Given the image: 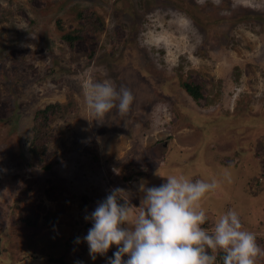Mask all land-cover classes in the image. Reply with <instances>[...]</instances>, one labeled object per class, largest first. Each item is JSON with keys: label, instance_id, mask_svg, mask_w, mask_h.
Wrapping results in <instances>:
<instances>
[{"label": "rangeland", "instance_id": "374dc122", "mask_svg": "<svg viewBox=\"0 0 264 264\" xmlns=\"http://www.w3.org/2000/svg\"><path fill=\"white\" fill-rule=\"evenodd\" d=\"M105 79L135 100L98 122ZM180 174L220 182L203 227L234 209L264 247V0H0V264H107L84 217Z\"/></svg>", "mask_w": 264, "mask_h": 264}, {"label": "clouds", "instance_id": "9594fccd", "mask_svg": "<svg viewBox=\"0 0 264 264\" xmlns=\"http://www.w3.org/2000/svg\"><path fill=\"white\" fill-rule=\"evenodd\" d=\"M134 100L131 89L118 90L108 79L86 85V106L98 122L113 109L127 114ZM225 176L230 180V174ZM164 178L160 186L140 185L138 207L121 196L124 189L115 187L84 217L92 223L83 237L92 260L113 246L117 250L107 264H217V253H223L222 264H258L264 259V247L244 228L236 210L221 214L211 231L203 227L208 221L203 202L220 187L219 181L183 174Z\"/></svg>", "mask_w": 264, "mask_h": 264}, {"label": "trees", "instance_id": "16d2710c", "mask_svg": "<svg viewBox=\"0 0 264 264\" xmlns=\"http://www.w3.org/2000/svg\"><path fill=\"white\" fill-rule=\"evenodd\" d=\"M80 36L81 35H79V34L74 35L73 32H68L67 34L64 35L65 39L69 42V44L71 46L74 45L80 39ZM184 87L188 91V93L190 95H192L196 100L201 98L202 95H203L199 85H195V84L186 82V83H184ZM46 112H47V109H44L43 111L38 112L36 114V117L45 116ZM45 119H46V116H45L44 120ZM45 151H46L45 145L38 144V143L34 144L33 152L37 156V161L36 162L41 164V167H43L45 169H49V168H51L52 163L46 161V159H43ZM26 222L27 223H33L30 220H28ZM222 255H223V253H218L217 254V262H219V264H222V259H221Z\"/></svg>", "mask_w": 264, "mask_h": 264}, {"label": "bare ground", "instance_id": "6f19581e", "mask_svg": "<svg viewBox=\"0 0 264 264\" xmlns=\"http://www.w3.org/2000/svg\"><path fill=\"white\" fill-rule=\"evenodd\" d=\"M146 81V80H145Z\"/></svg>", "mask_w": 264, "mask_h": 264}]
</instances>
